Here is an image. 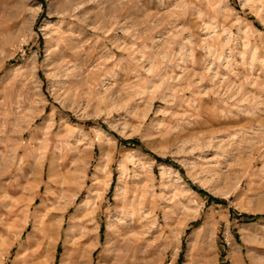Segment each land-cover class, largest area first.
I'll return each mask as SVG.
<instances>
[{
  "label": "rangeland",
  "instance_id": "obj_1",
  "mask_svg": "<svg viewBox=\"0 0 264 264\" xmlns=\"http://www.w3.org/2000/svg\"><path fill=\"white\" fill-rule=\"evenodd\" d=\"M71 262L264 264V0H0V264Z\"/></svg>",
  "mask_w": 264,
  "mask_h": 264
},
{
  "label": "bare ground",
  "instance_id": "obj_2",
  "mask_svg": "<svg viewBox=\"0 0 264 264\" xmlns=\"http://www.w3.org/2000/svg\"><path fill=\"white\" fill-rule=\"evenodd\" d=\"M107 142V141H106ZM79 159V158H78ZM77 161V160H76ZM78 162H80V161H78ZM38 164H40L39 163V161H38ZM79 164V163H78ZM60 167H61V164H60ZM54 168V167H53ZM39 169H40V167L38 168V170H37V172L36 173H38V171H39ZM55 170H56V168H54ZM54 170V171H55ZM36 171V170H35ZM51 173H50V176H49V178H52V180L54 179L53 177H51V176H53V175H55L56 174V171L54 172L53 170H52V168H51ZM58 172V171H57ZM58 176H59V174H57ZM60 177V176H59ZM59 177H57L58 179V181L59 180H62V179H60ZM69 178H71L70 176H69ZM56 179V178H55ZM74 179V178H73ZM64 180V179H63ZM51 181V180H50ZM71 181H72V179H71ZM76 182V179H74L72 182ZM52 182V181H51ZM59 182H61V181H59ZM68 182H69V180H68ZM71 182V183H72ZM65 183H67V182H65ZM64 183V184H65ZM71 183H68V184H71ZM63 184V183H62ZM73 184V183H72ZM71 184V185H72ZM75 184V183H74ZM73 184V185H74ZM58 185H60V184H58ZM58 185H56V186H58ZM62 187V186H61ZM90 200V199H89ZM87 201V200H86ZM85 201V202H86ZM90 202H91V200H90ZM89 202V203H90ZM89 203L87 202V203H84V204H82L78 209H77V211H75L74 213H73V215H72V219H71V222H70V226H69V229H68V237L70 236V237H74V234L75 233H77L78 232V235H82L83 237H85V235H84V230H85V228H84V222H83V218H84V216H85V213H86V211L90 208V205H89ZM191 211V210H190ZM194 211V210H193ZM53 215V214H52ZM51 215V216H52ZM50 215H49V218L47 217V220L48 221H52L53 220V218L51 217ZM45 218H46V216H45ZM46 220V221H47ZM43 225H44V228L42 229V230H37L36 228L37 227H35V233L37 234V235H42V237L44 238L46 235H47V233H48V231H50L49 230V228H48V222H45V224L43 223ZM42 225V226H43ZM210 225V224H209ZM209 225H207V227L205 226V227H203V228H198V230H196L194 233H193V237L195 238V240L194 241H198V240H201V239H203V237H204V235L206 234V230L208 231V229L210 228V226ZM41 226V227H42ZM75 229H77L76 231H75ZM245 232V231H244ZM247 232H250V230L249 231H247ZM246 233V232H245ZM244 235V234H243ZM69 237V238H70ZM42 238V239H43ZM197 239V240H196ZM45 240H46V238H45ZM117 243V242H116ZM40 244V243H39ZM118 244V243H117ZM41 245V244H40ZM43 245V244H42ZM118 246V245H117ZM115 248V247H114ZM119 248H120V246H119ZM116 250V252H117V249H115ZM111 251V250H110ZM118 251H119V249H118ZM120 255V254H119ZM233 259V258H232ZM234 260H236L235 258H234ZM236 262L238 263V261L236 260ZM71 264H76V262H71Z\"/></svg>",
  "mask_w": 264,
  "mask_h": 264
}]
</instances>
